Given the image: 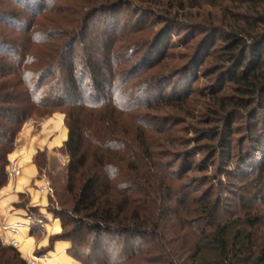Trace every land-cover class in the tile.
Listing matches in <instances>:
<instances>
[{"label":"trees","instance_id":"trees-1","mask_svg":"<svg viewBox=\"0 0 264 264\" xmlns=\"http://www.w3.org/2000/svg\"><path fill=\"white\" fill-rule=\"evenodd\" d=\"M53 1L16 0L15 5L29 16L14 12L2 20L11 30L27 34L30 45L49 48L52 58L33 60L29 44L6 45L0 36V57L9 62L0 60V105H5L0 106V190L8 183V156L32 112L64 110L68 137L62 153L69 158L65 194L71 205L66 210L64 201L58 204L50 188L48 212L61 225V234L50 238V246L69 242V254L81 264H264L262 217L252 215L245 203L237 204L234 213L227 210L229 218L223 219L220 213L225 206L219 199L205 202L200 213L195 212L196 218L186 219L194 214L191 207L195 205L188 191L183 192L169 176L158 180L157 175L148 174L154 155L140 134L131 137L115 128L114 119L131 113L133 106L115 96L110 84L105 90L101 64L92 67L90 58L80 56V63L71 61L64 67L79 35L88 32L87 22L102 12L94 8L85 13L80 30L74 28L73 37L58 46V53L51 49L56 43L49 41L69 38L71 31L47 30L34 20L46 12L67 14L54 9ZM229 2H240L247 13L233 16L238 24L220 35L218 46L213 32H205L200 50H205L203 59L216 62L221 86L235 87L239 101L256 97L257 115L264 122V0ZM34 63L42 69L33 70ZM235 104L244 107L242 102ZM258 199L264 202V195ZM0 264L27 263L0 239Z\"/></svg>","mask_w":264,"mask_h":264},{"label":"rangeland","instance_id":"rangeland-1","mask_svg":"<svg viewBox=\"0 0 264 264\" xmlns=\"http://www.w3.org/2000/svg\"><path fill=\"white\" fill-rule=\"evenodd\" d=\"M229 1L233 0H59L58 3L54 0L51 6L66 10L67 14L46 12L44 20L41 17L34 20L47 30L61 29L71 31L72 35L75 27L80 30L85 13L94 8L102 12L87 22L88 32L79 35L72 49L74 53L68 52L64 59V67L71 61L75 65L80 63V56L84 60L90 58L92 67L98 68L101 64V83L105 90L110 84L115 96L123 97L133 106L131 113L114 119L115 128L131 137L141 135L145 148L154 155L148 160V174L157 175L158 180L169 176L183 192L188 191L195 205L191 207L194 214L186 219L196 218L205 202L219 199L225 206L220 213L223 219L229 218L227 210L234 213L237 204L245 203L252 215L262 217L260 227L264 234V202L258 199L264 195V122L261 114L257 115V99L245 96L239 101L235 87L227 83L221 86L219 73H215L216 62L203 59L205 50H200L205 32H213L218 46L220 35L233 31L238 24L233 16L247 13L246 6ZM14 2L16 0H0V36L6 45L28 46L27 34L11 30L8 22L2 21L14 12L27 15ZM52 20L57 22L50 25ZM72 37L49 41L56 43L51 49L58 52V46ZM29 46L33 60H51L49 48ZM0 60L9 64L1 57ZM32 69L42 68L34 63ZM236 101L242 102L244 107L236 108ZM57 114L64 116L65 123L64 110H35L19 134L23 128L37 126ZM209 131L216 132L217 138L210 136ZM18 153L13 150L9 154L8 165ZM54 158L55 165L48 172L45 154H36L38 178L43 179L44 184L49 183L55 201L58 204L64 201L63 208L67 210L71 205L65 194L69 158L62 149ZM37 191L42 194L39 188ZM51 194V191L43 193L48 200ZM16 250L18 252V248ZM33 254L47 252L34 249L30 255ZM68 255L81 264L69 252Z\"/></svg>","mask_w":264,"mask_h":264},{"label":"crops","instance_id":"crops-1","mask_svg":"<svg viewBox=\"0 0 264 264\" xmlns=\"http://www.w3.org/2000/svg\"><path fill=\"white\" fill-rule=\"evenodd\" d=\"M67 137L64 116L58 114L37 126L23 128L17 136L16 147L19 153L13 155V158L18 160L21 169L20 175L8 180V184L0 191V239L5 245L10 239H16L18 252L24 261L34 249H40L47 252L48 259L43 264H78L68 255L71 248L69 242L56 241L50 246V238L59 234L61 225L48 212V196L37 191V188L44 185V180L38 178L34 163L36 154H45L49 163L47 169L51 172L55 165L54 155L62 149ZM27 209H32L43 217L45 226L42 233H31L26 227L19 228L16 235L1 230L2 226L26 224Z\"/></svg>","mask_w":264,"mask_h":264},{"label":"built area","instance_id":"built-area-1","mask_svg":"<svg viewBox=\"0 0 264 264\" xmlns=\"http://www.w3.org/2000/svg\"><path fill=\"white\" fill-rule=\"evenodd\" d=\"M14 151H16V153L19 151V149L17 147H15ZM20 169L21 166H19L17 164V160L16 159H12L9 163V165L7 166V177L8 180H12L15 179L16 177H18L20 175ZM39 192L40 193H46L48 194L50 192V187H49V183L46 182L43 186H41L39 188ZM25 223L24 225H20V224H15L13 226H2L1 230L10 233L11 235H16L18 232V229L21 227H26L29 229V231L31 233H42V228L45 226V221L43 219L42 216H40V214H38L37 212H35L32 209H27V213L25 215ZM7 246L13 247V248H17L18 247V242L16 239H10L8 241ZM48 259L47 254L44 255H30L27 259H26V263L27 264H43L44 262H46Z\"/></svg>","mask_w":264,"mask_h":264}]
</instances>
